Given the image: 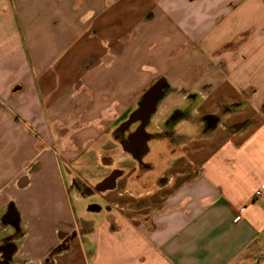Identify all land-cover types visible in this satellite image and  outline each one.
Here are the masks:
<instances>
[{
	"label": "crops",
	"instance_id": "0c3cea01",
	"mask_svg": "<svg viewBox=\"0 0 264 264\" xmlns=\"http://www.w3.org/2000/svg\"><path fill=\"white\" fill-rule=\"evenodd\" d=\"M263 183L264 0H0V264H256Z\"/></svg>",
	"mask_w": 264,
	"mask_h": 264
},
{
	"label": "flooded vegetation",
	"instance_id": "af4514ba",
	"mask_svg": "<svg viewBox=\"0 0 264 264\" xmlns=\"http://www.w3.org/2000/svg\"><path fill=\"white\" fill-rule=\"evenodd\" d=\"M151 96L152 95L147 96L145 104H144V111L143 112H145L147 110ZM174 118H176V117H174ZM215 121H219V119L218 118H212L211 120L208 121V126H211L212 123ZM125 129H126V125L121 127L118 131L119 142L121 143V145L123 147L135 149L134 152L136 153L137 157L134 159V162L137 164V166L140 170L144 171V170L150 169V165L148 163L144 162V155L140 154V151L136 150L138 147L140 148V144L143 142L144 137H145L142 133V130L140 128H138L135 130V133L133 135H129L128 137H125V135H124ZM116 175L118 177L120 175V173L117 172V173H114L113 175H111L109 177V179L105 183H103V185H98L96 190L102 189L104 186L106 187V186H109L110 184L114 183L116 180L115 179ZM77 178L73 179V188H75L76 190L81 192L83 195H87V197H90L92 195L91 193H95V189H92L88 184L85 183V181H82V179H81L82 177L78 176ZM162 181L164 182V181H166V179L163 178ZM89 209L91 211H99L100 210V208L98 206H95V205H90ZM76 235H77V233L74 230L72 233L63 237V242L60 245H58L52 249L51 255H55V254L61 252L62 250L68 249L70 247V244H71L73 237ZM5 260H7L6 257H5Z\"/></svg>",
	"mask_w": 264,
	"mask_h": 264
},
{
	"label": "built area",
	"instance_id": "2783aa9c",
	"mask_svg": "<svg viewBox=\"0 0 264 264\" xmlns=\"http://www.w3.org/2000/svg\"><path fill=\"white\" fill-rule=\"evenodd\" d=\"M263 194H264V183L256 190L255 196L257 198H260V197H262ZM239 219H240V217H237L236 221H238ZM263 261H264V254H262L258 257L256 264H262Z\"/></svg>",
	"mask_w": 264,
	"mask_h": 264
},
{
	"label": "water",
	"instance_id": "95a60500",
	"mask_svg": "<svg viewBox=\"0 0 264 264\" xmlns=\"http://www.w3.org/2000/svg\"><path fill=\"white\" fill-rule=\"evenodd\" d=\"M158 84H156V85H154L153 87H152V93H151V97H153L152 98V100H150L151 101V104H150V112L148 113V114H150L151 112H152V110L154 109V107H155V104H156V100H154L155 99V97L156 98H158L157 96H158V94H157V92H158ZM160 96V95H159ZM153 101V102H152Z\"/></svg>",
	"mask_w": 264,
	"mask_h": 264
},
{
	"label": "rangeland",
	"instance_id": "374dc122",
	"mask_svg": "<svg viewBox=\"0 0 264 264\" xmlns=\"http://www.w3.org/2000/svg\"><path fill=\"white\" fill-rule=\"evenodd\" d=\"M91 201L92 202H97V203H99V204H101V201L98 199V198H95V197H93L92 199H91ZM90 202V201H89ZM85 204H88V203H83L82 204V207H85ZM87 219H93V218H98V217H96V215L94 214V213H88V216L86 217Z\"/></svg>",
	"mask_w": 264,
	"mask_h": 264
}]
</instances>
